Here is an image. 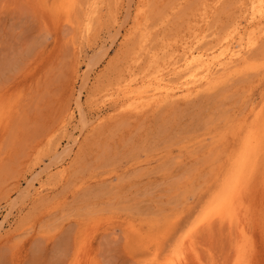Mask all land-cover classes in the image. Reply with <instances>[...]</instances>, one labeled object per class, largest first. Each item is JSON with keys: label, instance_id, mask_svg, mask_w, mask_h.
<instances>
[{"label": "rangeland", "instance_id": "rangeland-1", "mask_svg": "<svg viewBox=\"0 0 264 264\" xmlns=\"http://www.w3.org/2000/svg\"><path fill=\"white\" fill-rule=\"evenodd\" d=\"M94 2L0 0V264H264V36L185 96L105 97L226 42L253 0ZM232 177L236 222L203 217Z\"/></svg>", "mask_w": 264, "mask_h": 264}, {"label": "bare ground", "instance_id": "bare-ground-1", "mask_svg": "<svg viewBox=\"0 0 264 264\" xmlns=\"http://www.w3.org/2000/svg\"><path fill=\"white\" fill-rule=\"evenodd\" d=\"M96 3L94 2L90 5L87 12H85L87 14V26L92 21V17L96 15ZM251 4L255 11H252L253 16H251L250 19L248 18L247 25L245 24L246 27L243 30L239 27L240 25L236 23L235 25L237 26L232 29L233 31L232 34H230V38L224 39L226 42L220 41L218 43H212L215 44L212 47L199 48L198 44L205 39V37L203 35H197L194 37V43L185 50L182 55L180 54L181 57L176 58L170 54L171 56L167 58L168 62L160 64L156 61L157 55H152L148 64L151 72L149 71V73L141 77L140 80L136 79V75L132 76L131 74L121 85L119 84V91L114 94L104 95L106 100L113 98L116 94H121L124 99L121 102V107L137 113L153 105L165 103L177 93H182L185 96V94H190L192 90L199 85L204 86L209 82H218L232 73L250 71L254 67L251 65L248 54L256 45L259 36H264V0H253ZM84 33L88 34V32L85 31ZM244 156H247V154L245 153ZM241 161L242 162L236 165L239 180L242 176L246 177L244 160ZM254 161L256 162L257 160ZM237 180V177H232L228 180L226 188L222 190L223 194L221 193V196L216 200L215 204L207 209V212H203V217L210 219L214 215H218L222 218H228L230 222H236L238 215L234 205L230 204L232 201L229 198V194L232 185Z\"/></svg>", "mask_w": 264, "mask_h": 264}]
</instances>
